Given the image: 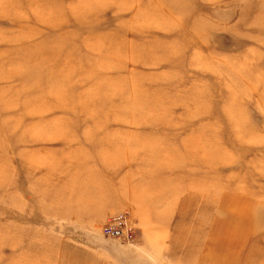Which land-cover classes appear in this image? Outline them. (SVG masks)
I'll return each instance as SVG.
<instances>
[{"label":"rangeland","instance_id":"374dc122","mask_svg":"<svg viewBox=\"0 0 264 264\" xmlns=\"http://www.w3.org/2000/svg\"><path fill=\"white\" fill-rule=\"evenodd\" d=\"M0 264H264V0H0Z\"/></svg>","mask_w":264,"mask_h":264},{"label":"built area","instance_id":"2783aa9c","mask_svg":"<svg viewBox=\"0 0 264 264\" xmlns=\"http://www.w3.org/2000/svg\"><path fill=\"white\" fill-rule=\"evenodd\" d=\"M102 233L111 238L135 242L136 234L129 221L127 212H120L110 216L102 228Z\"/></svg>","mask_w":264,"mask_h":264},{"label":"crops","instance_id":"0c3cea01","mask_svg":"<svg viewBox=\"0 0 264 264\" xmlns=\"http://www.w3.org/2000/svg\"><path fill=\"white\" fill-rule=\"evenodd\" d=\"M129 191H131L130 193H131V196L133 197V195H134V194H133V193H134V188H133V189L130 188V189L128 190L127 193H129ZM135 195H136V194H135ZM61 197H62V194H61Z\"/></svg>","mask_w":264,"mask_h":264},{"label":"bare ground","instance_id":"6f19581e","mask_svg":"<svg viewBox=\"0 0 264 264\" xmlns=\"http://www.w3.org/2000/svg\"><path fill=\"white\" fill-rule=\"evenodd\" d=\"M237 244V243H236Z\"/></svg>","mask_w":264,"mask_h":264}]
</instances>
